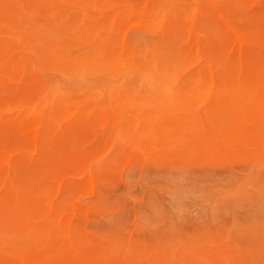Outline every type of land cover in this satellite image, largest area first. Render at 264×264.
Instances as JSON below:
<instances>
[{
  "label": "rangeland",
  "instance_id": "obj_1",
  "mask_svg": "<svg viewBox=\"0 0 264 264\" xmlns=\"http://www.w3.org/2000/svg\"><path fill=\"white\" fill-rule=\"evenodd\" d=\"M0 26V264H264V0H0Z\"/></svg>",
  "mask_w": 264,
  "mask_h": 264
},
{
  "label": "bare ground",
  "instance_id": "obj_2",
  "mask_svg": "<svg viewBox=\"0 0 264 264\" xmlns=\"http://www.w3.org/2000/svg\"><path fill=\"white\" fill-rule=\"evenodd\" d=\"M153 1H154V0H153ZM131 2H132V1H131ZM1 4H2V3H1ZM148 8H149V7H148ZM150 10H151V9H150ZM193 12H194V11H193ZM192 14H193V13H192ZM157 15H158V13H157ZM150 16H151V15H150ZM151 17H153V16H151ZM202 17H204V16L202 15ZM153 18H154V17H153ZM146 19H147V18H146ZM148 19H149V18H148ZM148 19H147V20H148ZM155 20H156V19H155ZM3 22H6V21H3ZM12 22H13V21H12ZM138 22H139V21H138ZM142 22H143V21H142ZM7 23H8V21H7ZM14 23H15V22H14ZM10 24H11V23H10ZM21 24H22V23H21ZM143 25H144V24H143ZM17 26H18V24H16V27H17ZM24 26H25V25H24ZM26 26H27V25H26ZM223 26H224V25H223ZM0 27H1V26H0ZM225 27H226V26H225ZM3 28H4V27H2V30H3ZM17 28H18V27H17ZM22 28H23V27H22ZM22 28H18V29H19V30H22ZM128 28H129V27H128ZM128 28H127V29H128ZM0 29H1V28H0ZM4 29H5V28H4ZM24 30H25V29H24ZM26 30H27V29H26ZM5 32H6V30H5ZM19 32H20V31H19ZM42 32H43V31H42ZM21 33H22V31H21ZM3 34H5V33H3ZM26 34H29V33H26ZM26 34H25V35H26ZM42 34H43V33H42ZM123 34H124V33H123ZM1 35H2V34H1ZM187 35H188V34H187ZM6 36L8 37V35H6ZM174 36H175V35H174ZM12 37H13V36H12ZM22 37H23V36H22ZM22 39H23V38H22ZM22 39H21V40H22ZM190 40H191V39H190ZM12 41H15V40H12ZM3 42L5 43V41H3ZM26 42H27V41H26ZM31 42H32V40H31ZM18 43H20V42L18 41ZM24 43H25V42H24ZM33 43L36 44V42H33ZM194 43H195V42H194ZM243 43H244V42H243ZM25 44H26V43H25ZM44 44H45V42H44ZM245 44H246V43H245ZM17 45H18V44H17ZM26 45H27V44H26ZM29 45H30V44H28V47H31V46H29ZM37 45H38V43H37ZM37 45H36L35 47H37ZM41 45H42V43H41ZM20 46H21V45H20ZM41 47H42V46H41ZM31 49L34 50L32 47H31ZM41 49H43V48H41ZM39 50H40V49H39ZM43 50H45V49H43ZM57 50H58V49H57ZM135 50H136V49H135ZM141 50H142V49H141ZM235 50H236V49H235ZM35 51H36V50H35ZM137 51H138V50H137ZM149 51H150V50H149ZM162 51H163V50H162ZM46 52H48V50H47ZM84 52H85V51H84ZM84 52H81V53H84ZM88 52H89V51H88ZM134 52H135V51H134ZM139 52H140V50H139ZM142 52L144 53L145 51H141L140 53H142ZM150 52H151V51H150ZM153 52H154V51H153ZM157 52H158V51H157ZM186 52H187V51H186ZM189 52H190V51H189ZM201 52H202V51H201ZM36 53H37V52H36ZM38 53H39V51H38ZM41 53H42V52H40L38 55H40ZM56 53H57V52H56ZM183 53H185V52H183ZM206 53H207V52H206ZM206 53H204V54H206ZM233 53H234V52H233ZM74 54H75V53H74ZM79 54H80V52H79ZM79 54H78L77 57H80V59H81L82 57L79 56ZM170 54H171V53L166 54V55H170ZM191 54H192V53H191ZM193 54H194V53H193ZM193 54H192V55H193ZM200 54H201V53H200ZM30 55H31V54H30ZM52 55H55V54L52 53ZM65 55H66V54H65ZM166 55H165V56H166ZM185 55H186V54H183V55H181V56H183V58H184ZM187 55H188V52H187ZM243 55H244V54H243ZM46 56H47V57H46V59H47V58H48V55H46ZM66 56H67V55H66ZM73 56H74V55H72V57H73ZM90 56H91V54H90ZM96 56L98 57V55H96ZM102 56H103V55H102ZM104 56H105V55H104ZM142 56H143V55H142ZM190 56H191V55H190ZM236 56H237V55H236ZM56 57H59L58 54L56 55ZM60 57H62V56H60ZM64 57H65V56H64ZM93 57H94V56H93ZM115 57H116V55H115ZM149 57H150V56H149ZM149 57H147V58H149ZM204 57H205V55H204ZM207 57H210V55H209V56L207 55ZM43 58H44V57H43ZM101 58H102V57H101ZM158 58H160V56L157 57V60H158ZM166 58H167V57H166ZM166 58H165V59H166ZM168 58H169V57H168ZM171 58H173V57H171ZM171 58H170V59H171ZM212 58H214V57H212ZM212 58H211V59H212ZM38 59H39V58H38ZM38 59H37V60H38ZM44 59H45V58H44ZM44 59H41V60L43 61ZM135 59H137V57H136ZM165 59H164V60H165ZM184 59H185V60H186V59L189 60V58H184ZM205 59H206V58H205ZM216 59H217V58H216ZM220 59H221V58H220ZM220 59L218 58L219 61L222 60V59H221V60H220ZM41 60H40V61H41ZM78 60H79V59H78ZM102 60H103V59H101L100 61H102ZM104 60H105V59H104ZM106 60H107V59H106ZM139 60H140V59H139ZM142 60H143V58H142ZM168 60H169V59H168ZM180 60H181V58H180ZM182 60H183V59H182ZM48 61H49V59H48ZM48 61H47V62H48ZM84 61H86V60H84ZM88 61H90V60H88ZM88 61H87V62H88ZM96 61H97V60H96ZM100 61H99L98 63H101ZM112 61H115V60H112ZM143 61H144V60H143ZM158 61H159V60H158ZM165 61H166V60H165ZM165 61H164V62H165ZM53 62H54V61H53ZM64 62H65V61H64ZM135 62H136V60H135ZM177 62H178V61H177ZM177 62H176V63H177ZM183 62H184V63H182V64H183V66H184L186 61H183ZM211 62H212V61H211ZM216 62L218 63V61H216ZM40 63H41V62H40ZM45 63H46V62H44V64H45ZM59 63L61 64L62 62H59ZM65 63H66V62H65ZM65 63H64V64H65ZM110 63H112V62L110 61ZM143 63H144V64H143ZM147 63H148V61H147ZM212 63L216 65L215 60H214V62H212ZM219 63H222V62H219ZM224 63H226V62H224ZM46 64H47V63H46ZM55 64H56V63H55ZM71 64H72V63H71ZM71 64H70V65H71ZM88 64H91V65H92V62H91V63H88ZM88 64H86V65H88ZM161 64H162V63H161ZM166 64H167V63H166ZM172 64H175V63H172ZM178 64H179V63H178ZM42 65H43V64H42ZM57 65H58V64H57ZM68 65H69V64H67V65H65V66L68 67ZM73 65H75V64H72V66H73ZM76 65H77V64H76ZM91 65H89L91 68H92V67H93V68H94V67L96 68V65H95V66H91ZM93 65H94V62H93ZM108 65H109V64H108ZM108 65H107V66H108ZM112 65H113V64H112ZM142 65H145V62H142ZM146 65H147V64H146ZM149 65H150V64H149ZM149 65H147V66H149ZM164 65H165V64H164ZM164 65H162V66H164ZM168 65H170V63H169ZM179 65L181 66V63H180ZM186 65H187V64H186ZM186 65H185V66H186ZM221 65L223 66V68H225L223 64H220L219 67H220ZM226 65H227V63H226ZM251 65H252V64H251ZM251 65H250V66H251ZM39 66H40V65H38V67H39ZM44 66H45V65H44ZM72 66H71V67H72ZM78 66H79V65H77L76 67H78ZM107 66H106V67H107ZM217 66H218V65H217ZM217 66H215V67H216V70L219 69V67L217 68ZM222 66H221V69H222ZM228 66H229V65H228ZM252 66H253V65H252ZM252 66H251V68H252ZM254 66H256V65H254ZM254 66H253L252 69H254ZM38 67H37V68H38ZM56 67H57V66H56ZM63 67H64V66H63ZM74 67H75V66H74ZM79 67H80V66H79ZM178 67H179L178 65H174V66H171V69L176 70ZM226 67H227V66H226ZM233 67H234V66H233ZM236 67H237V66H236ZM39 68H40V67H39ZM68 68L71 69L70 67H68ZM100 68H101V67H100ZM112 68H113V67H112ZM137 68H138V67H137ZM139 68H141V67H139ZM139 68H138V69H139ZM144 68H146V67H144ZM151 68H152V69H150V70L161 71V70H164L166 67L163 69V67H161V66L157 63L156 60H154V61H151ZM167 68H168V66H167ZM169 68H170V67H169ZM179 68L181 69V67H179ZM179 68H178V69H179ZM213 68H214V67H213ZM228 68H229V67H228ZM40 69H41V68H40ZM42 69H43V68H42ZM45 69H47L46 66H45ZM69 69H67V70H68V71H71V70H69ZM75 69H76V68H75ZM75 69L72 68V71H73V70L75 71ZM88 69H90V68H88ZM110 69H111V68H110ZM115 69H118V70H119L120 68H115ZM121 69H122V68H121ZM141 69H142V68H141ZM202 69H203V68H202ZM214 69H215V68H214ZM226 69H227V68H226ZM229 69H231V68H229ZM67 70H66V72H68ZM83 70H84V69H83ZM90 70H91V69H90ZM104 70H105V69H104ZM108 70H109V69H108ZM108 70H107V71H108ZM112 70L114 71V68H113ZM112 70H110V71H112ZM139 70H140V69H139ZM139 70H138V71H139ZM174 70H173V71H174ZM182 70H183V69H181V71H182ZM203 70L206 72L205 69H203ZM227 70H228V69H227ZM227 70H225V72H226ZM231 70H233V69H231ZM57 71H58V70H57ZM60 71H61V68H60ZM64 71H65V70H64ZM64 71H63V72H64ZM72 71H71V72H72ZM105 71H106V70H105ZM107 71H106V72H107ZM141 71H142V70H141ZM143 71H144V69H143ZM148 71H149V70H148ZM173 71H172V72L170 71L171 73L169 72L170 75H166L165 72L163 71V72H164V75H166V76H165L166 79H165L164 76H163V79L166 80V81H168V82L170 83V84H169L170 86H171V84H172V85H173V84H176V83H177V79H178L177 72H173ZM217 71H218V70H217ZM228 71H230V70H228ZM228 71H227V72H228ZM244 71H245V70H244ZM79 72H80V71H79ZM96 72H98V71H96ZM101 72L104 73V71H101ZM119 72H120V70H119ZM139 72H140V71H139ZM144 72H145V71H144ZM144 72H143V73H144ZM161 72H162V71H161ZM161 72H160L159 75H161V77H162V74H163V73H161ZM166 72H168V71H166ZM220 72H222V71H220ZM249 72H250V70H249ZM252 72H253V71H252ZM252 72H251V73H252ZM256 72H258V71L256 70V71H255V74H256ZM55 73H56V72H55ZM58 73H61V72H58ZM107 73H108V72H107ZM109 73H110V72H109ZM145 73H146V72H145ZM228 73H232V72L230 71V72H228ZM253 73H254V72H253ZM64 74H65V73H64ZM64 74H63V75H64ZM92 74H96V75H97V73H95V72H93ZM112 74H113V73L111 72L110 75H112ZM255 74H252V75L254 76ZM72 75H73V74H72ZM72 75H71V76H72ZM221 75H222V73H221ZM221 75H220V76H221ZM228 75H229V74H228ZM135 76H136V75H135ZM146 76H148V75H146ZM225 76H226V75H225ZM74 77H76V76H74ZM86 77H87V76H86ZM116 77H117V76H115V78H116ZM158 77H159V76H158ZM222 77H223V76H222ZM256 77H257V75H255L254 78H256ZM69 78H70V77H69ZM72 78H73V77H72ZM98 78H99V77H98ZM105 78H106V77H105ZM105 78H104V79H105ZM118 78H119V76H118ZM120 78H121V77H120ZM54 79H55V78H54ZM63 79H65V78H63ZM70 79H71V78H70ZM74 79H77V78H74ZM129 79H130V78H129ZM146 79H147V77H146ZM150 79H151V78H150ZM223 79H224V77H223ZM80 80H81V79H80ZM132 80H133V79H132ZM82 81H83V79H82ZM108 81H109V80H108ZM127 81H128V80H127ZM151 81H152V80H151ZM158 81H160V80H158ZM186 81L189 82L188 84H190V86H191V84H192V86H194V84L196 83L197 79H194L193 81H192V80H186ZM190 81H192V82H190ZM148 82H149V81H148ZM96 83H97V82H96ZM98 83H99V82H98ZM98 83H97V85H98ZM112 83H113V82H112ZM70 84H71V82H70ZM70 84H69V85H70ZM72 84H73V83H72ZM82 84H83V83H82ZM84 84H85V83H84ZM100 84H101V83H100ZM110 84H111V83H110ZM113 84H114V83H113ZM148 84H149V83H148ZM148 84H147V85H148ZM164 84H165V83H164ZM237 84H240V83L237 82ZM49 85H50V84H49ZM59 85H60V84H59ZM64 85H65V84H64ZM76 85H77V84H76ZM97 85H96V86H97ZM150 85H151V84H150ZM245 85H247V84H245ZM60 86H61V85H60ZM111 86H112V85H111ZM155 86H156V85H155ZM159 86H160V85H159ZM234 87H235V84H234V83H229V82H226V81L221 80V79L218 80V78L216 79L215 77H211V79L209 80V82H208L207 85L205 86V88L208 89L210 93H212L213 97H214V98H217V99H219L220 97L226 95V94L229 92V90H232ZM57 88H58V87H57ZM69 88H71V86H70ZM74 88H76V87H74ZM84 88H85V87H84ZM114 88H117V87L114 86ZM137 88H138V87H137ZM162 88H163V89H162L161 93H162L163 95H166V97L168 98L169 101H173L174 99H183V97H185V95H186L185 90H184V89L182 90L181 88H180V89H177V88L168 87V86H165V87L162 86ZM39 90H40V89H39ZM39 90H38V93L40 92ZM69 90H70V89H69ZM69 90H67V91H69ZM79 90H80V89H79ZM115 90H116V89H115ZM71 91H74V90L71 88ZM77 91H78V90H77ZM139 91H140V89H139ZM153 91H154V90H153ZM64 92H66V89H65ZM78 92H79V91H78ZM113 92H114V91H113ZM75 93H76V92H75ZM106 93H107V92H106ZM46 94H47V93H46ZM46 94H45V95H46ZM51 94L53 95V93H51ZM59 94H60V93H59ZM66 94H68L69 96L72 95V94H69V93H66ZM49 95H50V94H49ZM49 95H48V97H49ZM27 96H28V95H27ZM58 96H59V95H58ZM72 97H73V96H72ZM61 98L63 99L62 96H61ZM62 99H60V100H61V103L63 102ZM49 100H51V98H49ZM51 101H52V100H51ZM26 102H27V101H26ZM8 103H9V102H8ZM18 103H19V102H18ZM20 103H21V102H20ZM20 103H19V104H20ZM48 103H49V102H48ZM54 103H55V102H54ZM61 103H60V104H61ZM68 103H69V102H68ZM68 103H67V104L65 103L66 105H64V106H67ZM10 104H11V102H10ZM15 104H16V103H15ZM19 104H18V105H19ZM27 104H28V103H27ZM60 104H59V105H60ZM74 104H75V103H74ZM108 104H109V103H108ZM129 104H130V103H129ZM16 105H17V104H16ZM18 105H17V106H18ZM21 105H23V104H21ZM76 105H77V104H76ZM78 105H79V104H78ZM112 105H113V104H112ZM3 106H5V104H4ZM3 106H2V108H3ZM6 106H7V104H6ZM13 106H14V105H13ZM54 106H55V105H54ZM61 106H62V105H61ZM73 106H74V105H73ZM215 106H217V105H215ZM15 107H16V106H15ZM68 107H71V106L68 105ZM74 107H75V106H74ZM55 108H56V107H55ZM58 108H59V106H58ZM4 109H5V111H6V107H4ZM53 109H54V108H53ZM60 109H62V108L60 107L58 110H60ZM230 109H231V108H230ZM0 111H1V110H0ZM50 111H51V110H50ZM50 111H49V112H50ZM53 111H54V110H53ZM53 111H52V114H53ZM220 111H221V110H220ZM47 112H48V111H47ZM47 112H46V113H47ZM94 112H95V111H94ZM97 112H98V111H97ZM111 112H112V111H111ZM230 112H233V110H231ZM230 112H229V113H230ZM235 112H236V111H235ZM235 112H234V113H235ZM7 113H8V112H7ZM40 113H42V111H41ZM155 113H156V112H155ZM164 113H165V112H164ZM164 113H161V114L164 115ZM50 114H51V113H50ZM95 114H96V113H95ZM56 115H57V114H56ZM56 115H54L53 118H56V117H55ZM111 115H112V114H111ZM149 115H150V114H149ZM240 115H241V114H240ZM47 116H48V115H46V117H47ZM126 116H127V115H126ZM74 117H75V116H74ZM80 117H81V116H80ZM91 117H93V116H91ZM98 117H99V115H98ZM98 117H96V118H98ZM160 117H161V115H160ZM47 118H48V117H47ZM47 118H46V119H47ZM82 118H83V117H82ZM99 118H100V117H99ZM112 118H113V116H112ZM94 119H95V117H94ZM146 119H147V118H146ZM48 120H49V119H48ZM50 120H52V118H50ZM87 120H88V119H87ZM143 120H144V119H143ZM147 120H148V119H147ZM112 121H114V120H112ZM124 122H125V121H124ZM127 122H128V120H127ZM110 123H111V121H110ZM121 123H122V122H121ZM125 123H126V122H125ZM14 124H16V123H14ZM114 127H115V126H114ZM237 128H238V127H237ZM22 146H23V145H22ZM131 149H132V148H131ZM93 179H94V178H93ZM7 180H8V179H7ZM1 183H2V182H1ZM6 183H8V181H7ZM13 184H14V183H13ZM13 186H14V185H13ZM11 188H12V187H11ZM15 188H16V187H15ZM12 189H13V188H12ZM16 189H17V188H16ZM4 190H5V189H4ZM13 191H16V190L13 189ZM15 194H16V192H15ZM25 196H26V195H25ZM0 197H1V196H0ZM18 198H19V197H18ZM20 203H22V202H20ZM15 207H16V206H15ZM3 208H4V207H3ZM8 214H9V213H8ZM11 214H12V213H11Z\"/></svg>",
  "mask_w": 264,
  "mask_h": 264
}]
</instances>
